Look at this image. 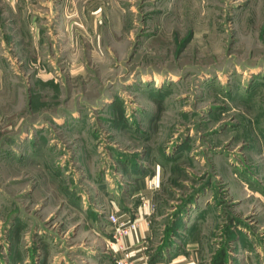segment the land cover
I'll list each match as a JSON object with an SVG mask.
<instances>
[{
  "label": "rangeland",
  "instance_id": "obj_1",
  "mask_svg": "<svg viewBox=\"0 0 264 264\" xmlns=\"http://www.w3.org/2000/svg\"><path fill=\"white\" fill-rule=\"evenodd\" d=\"M6 4L0 264H115L95 227L142 175L150 258L264 264V0Z\"/></svg>",
  "mask_w": 264,
  "mask_h": 264
},
{
  "label": "crops",
  "instance_id": "obj_2",
  "mask_svg": "<svg viewBox=\"0 0 264 264\" xmlns=\"http://www.w3.org/2000/svg\"><path fill=\"white\" fill-rule=\"evenodd\" d=\"M4 3H7L6 6L8 7V10L11 12H14V7L16 4L21 0H2ZM18 1V2H17ZM48 80V78H45ZM143 175L139 178H137V185L134 188V191L137 193L136 196L138 197L141 196L142 194H145V199L143 203L146 206H142L140 202L137 200V204L135 205V202H123V203H117V202H112L111 208L109 209V212H112V214L116 215L117 218L120 221H126L127 219L129 220H135L136 221V228L133 232L129 233L127 236L122 238V245L129 251L131 255V261L133 264H196L195 258L193 253L188 252V253H174V252H167L168 256L164 257V253L162 252L161 254H155L152 257L155 258L153 259L152 257L150 258L146 252H144V244L145 241L148 237L149 234V228H148V222H149V215H150V202H151V195H152V190H153V182H155V177H152V179L147 180L146 178H142ZM144 180V181H143ZM145 182V183H144ZM152 183V184H151ZM155 184V183H154ZM96 231L94 234L97 237L101 236H109L112 234L111 231H113V226L107 223H104L101 221L97 225ZM110 234V235H109ZM15 245V244H14ZM16 246V245H15ZM21 253V252H19ZM50 253V252H49ZM95 252H87L86 257H81L83 261L86 262V264H90L89 262L91 261V264H94L96 261L99 260L96 255L95 257V262L94 260V254ZM108 256H106V254ZM21 255V254H20ZM99 255H105V257H108L109 260L114 262L116 264V258L120 257V253H115V252H101ZM48 252L47 250H44L40 252L39 256H37V261L36 264H49L48 263ZM153 259V260H152ZM26 262V261H24ZM88 262V263H87ZM97 264H107L104 261L99 260L96 262ZM57 264H67L58 262Z\"/></svg>",
  "mask_w": 264,
  "mask_h": 264
},
{
  "label": "built area",
  "instance_id": "obj_3",
  "mask_svg": "<svg viewBox=\"0 0 264 264\" xmlns=\"http://www.w3.org/2000/svg\"><path fill=\"white\" fill-rule=\"evenodd\" d=\"M142 206H146L144 203ZM109 224L113 226L112 240L116 246L115 253H120V257L116 258V264H133L129 251L122 245V238L133 232L137 226L135 220L120 221L116 215L109 216Z\"/></svg>",
  "mask_w": 264,
  "mask_h": 264
},
{
  "label": "trees",
  "instance_id": "obj_4",
  "mask_svg": "<svg viewBox=\"0 0 264 264\" xmlns=\"http://www.w3.org/2000/svg\"><path fill=\"white\" fill-rule=\"evenodd\" d=\"M155 256H156V255H155ZM155 256H154V258H155ZM152 258H153V257H152ZM154 258H153V259H154ZM153 259H152V260H153Z\"/></svg>",
  "mask_w": 264,
  "mask_h": 264
}]
</instances>
